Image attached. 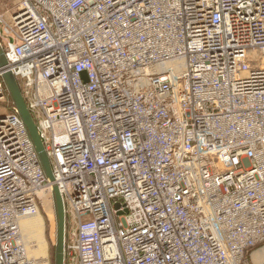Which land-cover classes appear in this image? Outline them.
<instances>
[{
  "label": "built area",
  "instance_id": "built-area-1",
  "mask_svg": "<svg viewBox=\"0 0 264 264\" xmlns=\"http://www.w3.org/2000/svg\"><path fill=\"white\" fill-rule=\"evenodd\" d=\"M0 50V264L53 186L64 264H264V0H15Z\"/></svg>",
  "mask_w": 264,
  "mask_h": 264
},
{
  "label": "rangeland",
  "instance_id": "rangeland-1",
  "mask_svg": "<svg viewBox=\"0 0 264 264\" xmlns=\"http://www.w3.org/2000/svg\"><path fill=\"white\" fill-rule=\"evenodd\" d=\"M0 0V7L7 10L15 0ZM11 100V98H10ZM11 101H9L10 104ZM41 205L38 215L23 220L20 224L21 234L28 257L37 264H54L55 246L57 243L56 216L50 194L40 195ZM260 255L264 254V245L260 247ZM263 250V252L261 251ZM41 259V260H40ZM35 264V263H34Z\"/></svg>",
  "mask_w": 264,
  "mask_h": 264
},
{
  "label": "water",
  "instance_id": "water-1",
  "mask_svg": "<svg viewBox=\"0 0 264 264\" xmlns=\"http://www.w3.org/2000/svg\"><path fill=\"white\" fill-rule=\"evenodd\" d=\"M5 64V60L3 54L0 50V66ZM3 81L7 88L8 94L16 108V111L24 123L29 136L34 144L39 162L42 166V169L46 175V177L53 182L51 165L49 158L44 150V146L37 132V126L35 125L30 112L28 111L23 97L20 92V88L17 84V81L13 75L10 73H6L3 75ZM52 200L55 208V216H56V230H57V243L55 246L54 253V264H64L63 258V243H64V225H65V217H64V208L61 200V196L58 192L56 186L52 188Z\"/></svg>",
  "mask_w": 264,
  "mask_h": 264
},
{
  "label": "bare ground",
  "instance_id": "bare-ground-1",
  "mask_svg": "<svg viewBox=\"0 0 264 264\" xmlns=\"http://www.w3.org/2000/svg\"><path fill=\"white\" fill-rule=\"evenodd\" d=\"M42 194H43V193H42ZM260 249H261V248H260ZM262 252H263V251H262ZM40 260H41V259H40ZM34 263L37 264V261H34L33 264H34Z\"/></svg>",
  "mask_w": 264,
  "mask_h": 264
}]
</instances>
